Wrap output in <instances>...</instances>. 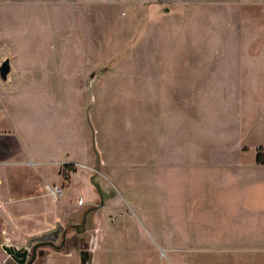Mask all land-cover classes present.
I'll return each instance as SVG.
<instances>
[{
	"label": "rangeland",
	"instance_id": "1",
	"mask_svg": "<svg viewBox=\"0 0 264 264\" xmlns=\"http://www.w3.org/2000/svg\"><path fill=\"white\" fill-rule=\"evenodd\" d=\"M6 57L0 169L85 201H0V264L59 224L32 264H264V0H0Z\"/></svg>",
	"mask_w": 264,
	"mask_h": 264
},
{
	"label": "crops",
	"instance_id": "2",
	"mask_svg": "<svg viewBox=\"0 0 264 264\" xmlns=\"http://www.w3.org/2000/svg\"><path fill=\"white\" fill-rule=\"evenodd\" d=\"M233 64H235L234 60L233 63H230L229 73L233 74ZM33 159H41L37 157H31ZM22 160L23 162L27 159H17ZM18 163L14 164L12 166L5 165L3 169H0V201L3 202V205L5 209H14L20 207V211L25 213V216H29L32 218L42 217L41 224L43 226L48 225H54L57 221H63L66 222L69 221V218L72 216L75 218L77 217V211H79L81 208H79L78 204L83 205L85 198H83V202L75 205H72L68 203L66 200L63 201L64 206L62 204L57 203L55 199L48 198L46 195H40L37 193L35 185L34 184V177L38 175L39 171L35 169L37 173L33 177L28 176L26 179H20L18 180L15 176L16 173L18 175L20 169H24L28 167L27 163ZM30 168V167H29ZM32 169V168H30ZM15 172V173H14ZM5 179V181H4ZM241 187V186H239ZM238 193H246L243 189L238 188ZM234 191V192H236ZM81 207V206H80ZM42 212V214L40 213ZM11 212H13L11 210ZM16 212H13L15 215ZM247 215V214H246ZM72 217V218H73ZM14 221V220H13ZM60 225V224H59ZM50 228V226H49ZM46 227L45 230L49 229ZM44 231V230H43ZM96 244V239H95ZM94 249V248H93ZM55 254L48 253L46 255V259L43 264H62L61 258L65 255H76L75 252L71 253H65L60 249L56 250L54 252ZM92 260V253L89 260ZM77 264L79 261L76 259Z\"/></svg>",
	"mask_w": 264,
	"mask_h": 264
},
{
	"label": "water",
	"instance_id": "3",
	"mask_svg": "<svg viewBox=\"0 0 264 264\" xmlns=\"http://www.w3.org/2000/svg\"><path fill=\"white\" fill-rule=\"evenodd\" d=\"M11 69V61L9 57L4 58L1 63H0V75L3 78H7L9 71ZM93 149L96 153V160L97 162L101 161L100 153L96 147L95 143V130L93 129ZM61 232H64L63 226L60 224L58 225L55 229L43 232L35 237H32L27 246H21V247H16L12 245H6L3 244L2 247L6 250V252L11 255V257L18 263V264H32L37 256V254L41 255L42 251L39 250L37 251V244H33V242L37 243H43L45 241H54L57 239L59 234ZM32 246V255L30 256L31 253V248ZM81 255V262L82 264H87L89 263L90 260V254L89 251L82 250L80 252Z\"/></svg>",
	"mask_w": 264,
	"mask_h": 264
},
{
	"label": "built area",
	"instance_id": "4",
	"mask_svg": "<svg viewBox=\"0 0 264 264\" xmlns=\"http://www.w3.org/2000/svg\"><path fill=\"white\" fill-rule=\"evenodd\" d=\"M48 194L55 200L61 198L64 194L63 188L58 184L47 185ZM79 203L83 202V198H79Z\"/></svg>",
	"mask_w": 264,
	"mask_h": 264
},
{
	"label": "trees",
	"instance_id": "5",
	"mask_svg": "<svg viewBox=\"0 0 264 264\" xmlns=\"http://www.w3.org/2000/svg\"><path fill=\"white\" fill-rule=\"evenodd\" d=\"M65 245H67L66 242L62 244V248H64ZM73 246H76L75 241L73 243L69 244V247H73Z\"/></svg>",
	"mask_w": 264,
	"mask_h": 264
}]
</instances>
